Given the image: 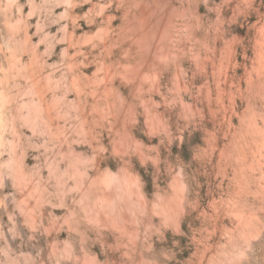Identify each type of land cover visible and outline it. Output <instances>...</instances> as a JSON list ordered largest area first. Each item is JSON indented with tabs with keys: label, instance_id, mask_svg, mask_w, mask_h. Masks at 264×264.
Listing matches in <instances>:
<instances>
[{
	"label": "rangeland",
	"instance_id": "obj_1",
	"mask_svg": "<svg viewBox=\"0 0 264 264\" xmlns=\"http://www.w3.org/2000/svg\"><path fill=\"white\" fill-rule=\"evenodd\" d=\"M0 264H264V0H0Z\"/></svg>",
	"mask_w": 264,
	"mask_h": 264
},
{
	"label": "bare ground",
	"instance_id": "obj_2",
	"mask_svg": "<svg viewBox=\"0 0 264 264\" xmlns=\"http://www.w3.org/2000/svg\"><path fill=\"white\" fill-rule=\"evenodd\" d=\"M123 185V184H122ZM121 185V186H122ZM111 189V188H110ZM115 191V190H114ZM127 191V190H126ZM124 192V194L123 195H121V196H125L126 197V195L127 194H125V193H127V192H125V191H122V193ZM129 192V191H128ZM117 194H119V193H117ZM121 194V193H120ZM119 194V195H120ZM144 196V195H143ZM145 199V198H144ZM106 200H107V202H109V203H116V201L117 200H119V198L117 197V195L116 194H108L107 196H106ZM106 202V203H107ZM126 202V201H125ZM128 202V201H127ZM130 202V201H129ZM103 205V204H102ZM109 205V204H108ZM110 207V206H109ZM110 208H112V207H110ZM116 209V208H115ZM114 209V207H113V210H112V213H115L116 212V210ZM102 210V209H101ZM118 212V211H117ZM119 213V212H118Z\"/></svg>",
	"mask_w": 264,
	"mask_h": 264
}]
</instances>
